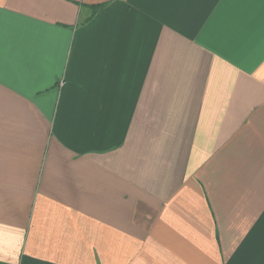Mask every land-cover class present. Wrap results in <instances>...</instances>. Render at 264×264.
<instances>
[{
    "label": "crops",
    "instance_id": "1",
    "mask_svg": "<svg viewBox=\"0 0 264 264\" xmlns=\"http://www.w3.org/2000/svg\"><path fill=\"white\" fill-rule=\"evenodd\" d=\"M0 264H264V0H0Z\"/></svg>",
    "mask_w": 264,
    "mask_h": 264
},
{
    "label": "trees",
    "instance_id": "2",
    "mask_svg": "<svg viewBox=\"0 0 264 264\" xmlns=\"http://www.w3.org/2000/svg\"><path fill=\"white\" fill-rule=\"evenodd\" d=\"M92 7H94V11H93V13H95V12H96L95 10L97 9L98 6H95V5H94V6H92Z\"/></svg>",
    "mask_w": 264,
    "mask_h": 264
}]
</instances>
